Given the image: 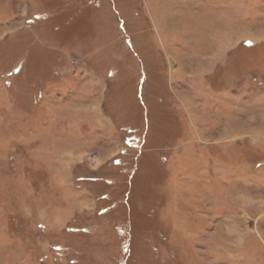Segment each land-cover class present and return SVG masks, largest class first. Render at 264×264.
I'll list each match as a JSON object with an SVG mask.
<instances>
[{
    "label": "rangeland",
    "instance_id": "rangeland-1",
    "mask_svg": "<svg viewBox=\"0 0 264 264\" xmlns=\"http://www.w3.org/2000/svg\"><path fill=\"white\" fill-rule=\"evenodd\" d=\"M0 264H264V0H0Z\"/></svg>",
    "mask_w": 264,
    "mask_h": 264
},
{
    "label": "crops",
    "instance_id": "crops-1",
    "mask_svg": "<svg viewBox=\"0 0 264 264\" xmlns=\"http://www.w3.org/2000/svg\"><path fill=\"white\" fill-rule=\"evenodd\" d=\"M22 137H23V134H22Z\"/></svg>",
    "mask_w": 264,
    "mask_h": 264
}]
</instances>
